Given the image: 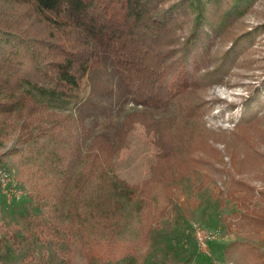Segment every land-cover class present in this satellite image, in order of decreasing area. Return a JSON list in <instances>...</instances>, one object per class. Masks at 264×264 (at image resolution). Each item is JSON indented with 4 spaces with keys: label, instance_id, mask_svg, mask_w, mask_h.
<instances>
[{
    "label": "rangeland",
    "instance_id": "rangeland-1",
    "mask_svg": "<svg viewBox=\"0 0 264 264\" xmlns=\"http://www.w3.org/2000/svg\"><path fill=\"white\" fill-rule=\"evenodd\" d=\"M183 1L159 3L171 11L165 25L166 62L157 76L168 81L169 96L193 91L204 106L189 150L195 161L189 172L173 181L171 202L163 214L159 185L146 200H130L122 193L146 177L149 164L162 162L153 130L127 116L138 112L157 118L171 115L172 107L167 99L153 105L135 97L114 63L107 34L94 37L98 59L81 84L79 101L33 92L41 103L83 121L89 134L81 154L96 134L104 135L113 147L106 181L99 188L90 183L92 195L79 207L84 216L73 219L67 197L43 196L46 190L59 189L52 176L59 177L60 172L51 169V155H45L39 143L19 142L13 117L0 119V162L8 168L12 183L25 192L19 201L2 204L0 222L13 225L19 237L26 235L28 217L43 216L59 225L48 242H29L33 264H84L79 248L82 232L98 241L109 240L117 248H132L133 252L105 264H264V0H251L222 33L204 26L199 44L188 48L186 58L180 55L181 47L198 10ZM222 1L218 10L227 2ZM127 3L103 2L108 23L119 32ZM22 8L16 0H0V18L19 16ZM232 46L238 50L230 51L214 74ZM81 164V159L73 161L76 170ZM198 227L215 233L206 250L196 243ZM19 256L13 254V263Z\"/></svg>",
    "mask_w": 264,
    "mask_h": 264
},
{
    "label": "trees",
    "instance_id": "trees-1",
    "mask_svg": "<svg viewBox=\"0 0 264 264\" xmlns=\"http://www.w3.org/2000/svg\"><path fill=\"white\" fill-rule=\"evenodd\" d=\"M16 1L23 7L20 15L0 18V119L6 121L13 117L16 123L11 122L18 129L19 142L39 143L42 152L51 155L48 161L51 169L60 172L59 177L52 176L59 189L46 190L43 196L52 195L57 200L69 198L68 210L73 219L81 218L84 215L79 207L86 205L92 195L90 183L95 182L99 188L106 181L113 154L107 138L96 134L81 154L84 138L89 134L83 121L71 112H59L41 103L33 92L60 101H79L81 84L98 59L94 37L107 34L114 63L135 97L153 105L167 99L172 107L171 115L157 118L138 112L127 116V120H140L153 130L162 162L149 164L146 177L133 187H126L122 193L130 200L136 197L146 200L159 185L163 201L160 214H163L165 206L171 202L169 188L173 181L189 172L195 161L189 150L196 139L195 122L204 106V100L193 91L169 96L168 81L158 80L157 73L166 62L163 56L165 25L167 11L171 10L162 8L161 0H128L124 25L119 32L107 21L104 0ZM222 2L183 1L198 10L189 35L182 43L180 55L183 58L189 47L199 44L204 26L214 33H222L251 0H227L218 10ZM235 50L238 49L232 46L223 54L214 74L225 63L229 52ZM196 84L202 86L201 81ZM76 159L82 160L79 170L73 165ZM1 169L8 171L0 162ZM3 203L0 194V209ZM107 223L110 227L113 225L110 219ZM58 227L54 219L28 217L26 235L19 237L13 225L0 222V264H33L34 251L29 242H48V237L57 235L53 230ZM79 240L84 264H105L133 252L128 246L117 248L109 240L98 241L86 232L81 233ZM14 253L20 254L18 263H13Z\"/></svg>",
    "mask_w": 264,
    "mask_h": 264
},
{
    "label": "built area",
    "instance_id": "built-area-1",
    "mask_svg": "<svg viewBox=\"0 0 264 264\" xmlns=\"http://www.w3.org/2000/svg\"><path fill=\"white\" fill-rule=\"evenodd\" d=\"M0 194L5 203L19 201L25 194L23 187L18 186L16 183H12L11 177L8 171L0 170ZM215 233L209 230L202 229L200 227L195 228L194 237L198 247L202 250H206L211 238Z\"/></svg>",
    "mask_w": 264,
    "mask_h": 264
}]
</instances>
